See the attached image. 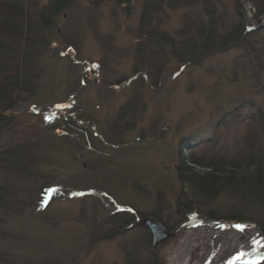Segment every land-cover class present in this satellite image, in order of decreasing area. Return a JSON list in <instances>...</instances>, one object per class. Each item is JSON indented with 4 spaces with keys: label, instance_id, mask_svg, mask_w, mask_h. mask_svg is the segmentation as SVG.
I'll return each instance as SVG.
<instances>
[{
    "label": "rangeland",
    "instance_id": "obj_1",
    "mask_svg": "<svg viewBox=\"0 0 264 264\" xmlns=\"http://www.w3.org/2000/svg\"><path fill=\"white\" fill-rule=\"evenodd\" d=\"M7 1L37 23L50 3L0 4ZM192 1L70 0L52 18L50 50L35 51L37 97L12 113L42 129L25 154L36 156L45 184L14 167L13 174L0 172V185L16 196L15 208L0 209V264H148L151 250L165 264L185 230L204 222L251 225L264 238L250 220L264 221V203L242 202L221 183L202 201L180 169V156L189 154L202 162L193 165L198 170L210 158L247 157L239 155L246 125L253 133L261 128L264 148V0ZM245 23L250 31L241 44L237 32ZM159 34L177 47L155 46ZM187 37L202 47L184 54L192 64L175 57ZM46 110L58 111L52 123L42 119ZM33 111L40 118L30 117ZM188 205L191 219L179 223ZM208 210L220 218L201 212ZM236 213L247 220L229 219ZM132 215L135 224L125 226ZM146 218L170 236L152 244L140 224ZM237 234L236 246L252 239ZM200 249L193 248L190 262Z\"/></svg>",
    "mask_w": 264,
    "mask_h": 264
},
{
    "label": "trees",
    "instance_id": "obj_2",
    "mask_svg": "<svg viewBox=\"0 0 264 264\" xmlns=\"http://www.w3.org/2000/svg\"><path fill=\"white\" fill-rule=\"evenodd\" d=\"M69 1L70 0H50L48 11H42L40 14L38 13V23L37 20L29 14V10L25 9L23 12L21 11L22 6L20 7L11 1L0 4V141L2 135L8 134V138L4 141V144L0 142V172H10L13 174L12 171L15 168L14 171L20 173L21 177L25 180L38 182L41 179L42 185L45 184L44 180L46 176L43 177V180V175H40V166L36 160V156L30 155L29 153L25 154V152H28L27 150L33 149H31L29 144L35 140L33 138L35 135L39 136L41 134L42 129L40 128L37 130V126L34 127V125H31L28 115L26 117L27 120L22 123L21 120H18L19 116H13L12 113L17 111L20 104L30 102L37 97L38 85L36 80L38 78L39 67L35 51L40 49L48 52L50 50L49 46L53 40L49 37L52 18H54L56 13L64 8ZM171 1L174 3V1L177 2L179 0ZM192 2L195 1L193 0ZM203 5L208 7L205 4ZM262 10L258 8L257 14L262 13ZM146 21L147 19L143 21L142 26L146 27ZM244 25L245 26L239 24V30L237 32V36L240 37L237 41H240L241 44L245 43L242 39H245L244 36L246 32L250 31L247 26L248 24L246 25L245 23ZM151 33H153V31H147L145 35L152 38L153 35H151ZM213 33L215 32L213 28L210 27L206 40H212ZM158 37L160 42L156 43L158 40H154L155 43L152 42L155 46L163 44L161 43L163 41H167L169 45L173 47L174 44H171L170 40L163 38L161 34H159ZM179 45L178 48H180L181 51L179 52L177 49L175 57L178 58L179 62L182 64L185 62L189 64L194 63L193 58V60H191L190 58L184 57L186 52L188 54L189 51L192 50L193 52L197 51V53H200L202 50V47L198 46L194 38L190 39L187 37L182 40ZM208 47L212 48L214 51L216 50V48L214 49V47L209 45ZM40 112L41 111H33L30 117L34 118L33 115H35L40 118ZM46 112L47 110L42 114V119L45 122L52 123V121L57 118L56 115L58 111H55V113L52 112L50 115L49 113L51 111ZM259 124L260 123L257 125ZM251 125H246V133L243 138L244 150L239 153V155L248 154L247 157H242V159L234 157H230V159L223 158V161L210 158L203 162V166H197L201 168L198 170L195 169L193 165L202 162H198L191 157L190 154L187 157L180 156V169L186 173V182L189 188L191 187L193 190L195 196L202 199V201L206 200V197H204L207 195L206 193L211 191V188L216 186L217 183H221L222 189L228 190L242 202L248 201L252 206L264 203V148H260L258 145L261 128H259L258 133H253ZM22 144H25V147L28 149ZM254 145L255 147H252ZM185 163H191L192 165L186 166L187 164ZM2 186L3 185H0V209L15 208V200L13 199L16 197L15 194L13 195ZM48 189V185L42 186L38 193L40 196L39 206L41 209L43 205L41 201L44 199L42 193L46 192ZM183 208L185 209H181L182 217L179 222L182 224L186 223L188 219L190 220L192 216L191 210L193 209L189 205ZM201 212L209 218H220L209 210ZM128 217L129 219L122 223H124L125 226H132L135 224L134 216ZM233 217L238 221L247 220V218L237 213L229 216V219ZM248 219H250V217ZM250 220L255 222L264 234V221L259 222L254 217H251ZM148 258V264H162V257L156 255L154 250L150 251Z\"/></svg>",
    "mask_w": 264,
    "mask_h": 264
},
{
    "label": "bare ground",
    "instance_id": "obj_3",
    "mask_svg": "<svg viewBox=\"0 0 264 264\" xmlns=\"http://www.w3.org/2000/svg\"><path fill=\"white\" fill-rule=\"evenodd\" d=\"M235 226L221 223L208 225L204 222L186 229L182 237L177 240L172 251L168 254L165 264H230V262L233 264L235 256L240 255L242 252L249 253L251 247L261 248L262 246V251L264 252V240L251 225L243 229L244 232L250 234L252 237L251 241L236 246L235 242L238 234L235 235V233L237 231L240 232V229H237ZM224 230L228 231L227 237L222 235ZM209 242H212L213 245L210 251L206 253L205 247ZM196 246H201L199 256L193 262H190L191 251ZM252 261L264 264V257H257L256 254L251 253L244 257L241 264H251Z\"/></svg>",
    "mask_w": 264,
    "mask_h": 264
},
{
    "label": "water",
    "instance_id": "obj_4",
    "mask_svg": "<svg viewBox=\"0 0 264 264\" xmlns=\"http://www.w3.org/2000/svg\"><path fill=\"white\" fill-rule=\"evenodd\" d=\"M96 67H97L96 64L92 65L93 69H96ZM140 224L146 227L150 231L152 244H156L157 242H160L170 236V233L167 231L166 227L158 220L146 218L141 220ZM260 237L264 240L262 236ZM262 248H263L262 246L261 248L251 247L249 249V253L250 254L254 253L257 255V257H264V252L262 251ZM243 259L244 257L239 261L235 260L233 264H241Z\"/></svg>",
    "mask_w": 264,
    "mask_h": 264
},
{
    "label": "snow or ice",
    "instance_id": "obj_5",
    "mask_svg": "<svg viewBox=\"0 0 264 264\" xmlns=\"http://www.w3.org/2000/svg\"><path fill=\"white\" fill-rule=\"evenodd\" d=\"M235 227L237 229L243 230L246 226L245 225H236ZM248 255H250V253L242 252V253H240V255L235 256L233 258V260L238 261V260H241L243 257L248 256ZM230 264H231V262H230ZM251 264H258V261H252Z\"/></svg>",
    "mask_w": 264,
    "mask_h": 264
},
{
    "label": "flooded vegetation",
    "instance_id": "obj_6",
    "mask_svg": "<svg viewBox=\"0 0 264 264\" xmlns=\"http://www.w3.org/2000/svg\"><path fill=\"white\" fill-rule=\"evenodd\" d=\"M196 212H193V214H195ZM197 217H199V216H197ZM191 219V218H190Z\"/></svg>",
    "mask_w": 264,
    "mask_h": 264
}]
</instances>
